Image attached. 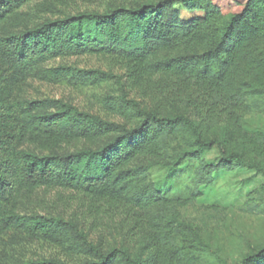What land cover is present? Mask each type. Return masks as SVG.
<instances>
[{"label":"trees","instance_id":"trees-1","mask_svg":"<svg viewBox=\"0 0 264 264\" xmlns=\"http://www.w3.org/2000/svg\"><path fill=\"white\" fill-rule=\"evenodd\" d=\"M29 0H0V21ZM179 1L199 12L188 19L172 5ZM230 1V2H229ZM158 0L101 13L82 12L47 20L0 36V239L12 228L49 236L55 219L15 211L23 190L63 185L101 197L126 201L144 213L148 226L138 252L93 250L80 264H143L147 255L181 256L188 240L179 226L180 208L201 196L218 171L248 168L264 177V0ZM225 6V7H224ZM106 53L123 60L133 84L142 87L165 111L133 102L130 126L107 121L55 99H14L13 79L57 55ZM97 70L64 66L46 70L62 81ZM144 91V90H143ZM257 116V121L252 117ZM29 141L46 153L23 148ZM78 149L57 152L61 144ZM216 148L215 164L202 158ZM138 159H149L147 164ZM150 166L167 170L163 184L147 181ZM184 169L188 185L173 190L176 171ZM264 191V183L253 192ZM19 264H66L49 258ZM240 264H264V245Z\"/></svg>","mask_w":264,"mask_h":264},{"label":"rangeland","instance_id":"rangeland-1","mask_svg":"<svg viewBox=\"0 0 264 264\" xmlns=\"http://www.w3.org/2000/svg\"><path fill=\"white\" fill-rule=\"evenodd\" d=\"M158 0H29L0 21V36L20 32L47 20L82 12L101 13L118 7H135ZM223 2L226 0H222ZM233 0L227 12L240 9ZM230 2V1H229ZM179 16L188 19L199 14L186 9L179 1L172 5ZM64 66L71 69L97 70L102 75H76L71 80L57 81L47 77L46 70ZM1 73L13 79L14 99H55L80 111L130 126L136 113L132 103L151 111H162L158 101L142 87H136L123 60L106 53L87 52L80 55H57L28 69L24 80L14 77L3 66ZM144 90V91H143ZM165 110V109H164ZM163 110V111H164ZM165 112V111H164ZM257 116L252 121H257ZM79 142L61 144L57 152L78 149ZM23 148L46 153L36 144L26 141ZM202 158L215 164L216 148L204 150ZM147 164L149 159H138ZM148 180L154 185L164 183L167 170L150 166ZM184 169L176 171L171 181L173 190L188 185ZM264 183L263 175L248 168L218 171L210 185L199 186L201 196L180 208L179 226L188 240L181 256L167 255L165 264H240L243 256L264 245V191L253 194ZM15 211L20 215H38L55 219L49 236H34L23 228H12L0 239V264H19L30 260L57 259L66 264H80L92 259L96 247L128 250L130 256L138 246L148 226L142 212L133 210L126 201L101 197L63 185H43L23 190ZM115 264H126L121 257ZM143 264H159L156 258L144 255Z\"/></svg>","mask_w":264,"mask_h":264}]
</instances>
